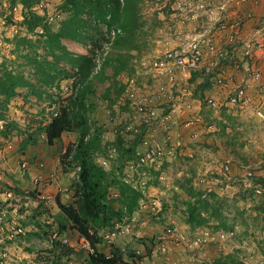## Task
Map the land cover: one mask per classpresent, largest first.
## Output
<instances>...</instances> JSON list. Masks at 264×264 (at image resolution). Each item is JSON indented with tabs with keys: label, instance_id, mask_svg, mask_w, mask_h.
<instances>
[{
	"label": "rangeland",
	"instance_id": "rangeland-1",
	"mask_svg": "<svg viewBox=\"0 0 264 264\" xmlns=\"http://www.w3.org/2000/svg\"><path fill=\"white\" fill-rule=\"evenodd\" d=\"M9 1L0 0V63L7 60L10 67L18 71L25 69L28 74L30 67L15 54L13 43L16 35L27 34L22 24L24 7L21 3L11 5ZM166 2L141 0L140 25L135 31L131 49L118 48L115 40L107 49L108 37L104 40L103 34L94 30V38L86 44L63 39L71 51L89 54L95 62L93 70L98 69L90 75L96 92L94 107H89L91 127L98 128L95 161L110 172L112 179L137 187H140L141 181H146V192H140L141 198L135 211L116 218L113 226L99 231L106 243L102 252L107 249L112 253L114 249H119L128 264H264V118L257 115V105L261 102L245 107L244 113H249V126L247 122L242 124L235 119L240 114L225 115L223 121L220 118L221 109H211L203 104L200 108L199 104H195L200 96H204L200 90V76L193 78L197 81L194 84L193 80L181 76V89L191 88L196 100L191 97V101H187L190 96L180 97L181 108L174 112L173 121L154 129L155 136L162 141L171 132L172 146L178 148L162 163L141 166L135 163L137 151L144 149L141 141L150 133L141 126L138 121L140 115L130 106L131 99L126 94L130 84L145 95L153 94L160 85L167 84L165 77L148 68L155 56L178 39L175 25L179 22L170 15ZM42 3H49L48 9L43 11L45 6L40 4L34 9L45 15L51 27L57 30L68 17V13L61 10L62 0H44ZM48 12H60L62 16L51 22ZM202 24V29L209 26L208 21ZM101 27H104L102 32L106 35L105 26ZM96 39L99 46L93 45ZM120 56H124V63L127 64L115 74L114 66L121 65ZM61 66L67 67L73 76L63 79L51 90L58 104L49 107V101L27 97V90L22 89L21 94L9 103L5 120H0V175L7 179L0 180V191L4 192L3 197L7 201V207L3 209L8 212V209L12 211L15 208L9 220L14 218L23 226H35L36 230L31 236H21L16 240L20 242L27 237L24 243H20L24 250L36 251V258L19 259L10 253L12 264H28V260L53 264L59 248H51L52 240L61 241L70 250L59 260V264H91L89 255L94 252L83 246V236L79 234L76 238L78 231L70 224L60 232L57 220L61 215L59 201L74 203L80 170L76 161L67 156V148L78 142L79 133L66 132L54 144H49L42 130V122L51 121L59 106L64 105L79 86L75 85L79 77L77 70L65 63ZM101 72V77L97 76ZM170 93L173 96L182 95V92L171 89ZM193 114L201 115L203 122L186 127L185 120ZM8 120L16 121L18 129H12L5 137L1 131ZM132 122L134 127L126 133L122 127ZM239 122L244 129L245 138L242 140L231 132V128L238 127ZM205 124H212L213 127L206 128ZM136 128L140 132H136ZM29 134H32L31 140L24 147L22 141ZM120 140L121 145L118 144ZM113 147L116 148L114 154L110 151ZM129 148L134 149L128 151ZM226 165L229 167L227 170ZM44 170L49 174L40 173ZM249 171L254 173V183L260 184L263 189L260 194L256 193L254 186L246 184L245 174ZM40 176L45 179L42 181ZM41 183L54 187V190L45 191L47 186ZM190 187L195 196L189 194ZM8 192H12V198H8ZM201 199L208 200L213 206L218 205L221 215L217 217L201 208L207 222L191 227L186 221L189 214L187 203L190 201L198 205ZM3 203L0 197L1 207ZM109 203L115 211L123 207L117 186L110 189ZM21 211L24 213L21 214ZM221 222L225 223L224 226Z\"/></svg>",
	"mask_w": 264,
	"mask_h": 264
},
{
	"label": "trees",
	"instance_id": "trees-1",
	"mask_svg": "<svg viewBox=\"0 0 264 264\" xmlns=\"http://www.w3.org/2000/svg\"><path fill=\"white\" fill-rule=\"evenodd\" d=\"M43 1H9L11 5L21 3L24 7L22 24L26 27L27 34L16 35L13 43L15 54L22 57L24 65L30 68L26 74L25 69L18 71L10 67L7 60L0 63V120H5L9 103L21 94L22 89L27 90V97L35 96L38 100L49 101V107L58 104L51 90L63 79L73 76V73L67 67L61 66V63L77 70L76 74L79 77L75 85L79 86L76 93L69 96L64 105L59 106L57 116L47 123L42 122V130L46 133L49 144H54L66 132L79 133L78 142L67 148V156H71L73 161H76L80 170L78 171L79 180L75 185L74 203L64 204L60 201L58 203L61 210L60 217H57L60 232L66 230L67 224H70L81 236L88 239L94 250L89 255L91 264H128L119 249H114L110 254H105L98 249L97 245L103 243L99 231L113 226L116 218L131 215L139 205L141 193L120 179H112L110 172L95 161L98 128L91 127L89 117V107L90 109L94 107L93 99L96 94L92 84L93 79L90 78L95 62L89 54L71 51L63 43V39L86 44L94 38V31H97V34H103L105 40L106 35L102 32L104 27H101L104 25L107 29L117 28L124 33L118 34L115 39V45L118 48L131 49L135 31L140 25L141 0H62L61 10L67 12L68 17L62 21L57 30L51 27L45 15H41L34 9ZM34 34L37 37H31ZM93 45L99 46L97 39ZM119 58L122 66H114L115 74L127 64L124 63V56ZM109 62L110 59L107 60V63ZM99 74L97 76L101 77L102 72ZM200 86L202 87L200 90L203 91L210 86V83L206 80ZM12 129H18V124L16 121L8 120L1 134L6 137ZM31 136L32 134H29L22 141V146L26 147ZM120 143L121 140L118 141L119 145ZM133 149L127 150L133 151ZM113 186H117L123 205L117 211L109 203V193ZM189 194L195 196L191 187ZM212 195L218 197V195ZM198 203L200 205L190 201L187 203L189 214L186 221L191 227L201 226L207 222L208 219L202 216L201 208H205L217 217L221 215L218 205L213 206L208 200L203 199L198 200ZM224 224L221 222V226ZM51 248H59L53 264H59L63 255L70 253L69 247L59 240H52Z\"/></svg>",
	"mask_w": 264,
	"mask_h": 264
},
{
	"label": "built area",
	"instance_id": "built-area-1",
	"mask_svg": "<svg viewBox=\"0 0 264 264\" xmlns=\"http://www.w3.org/2000/svg\"><path fill=\"white\" fill-rule=\"evenodd\" d=\"M250 4L264 6V0H167L165 5L170 15H173L174 21L179 22L175 25L177 27L175 35L178 39L173 40L174 44L171 47L155 56L148 66L149 69L155 70L157 75L165 77L167 84L160 85L153 94L145 95L140 94L133 83L134 86L130 84L126 94L131 99L130 106L140 115L138 121L140 120L141 126L150 133L141 141L144 149L137 151L135 162L137 166L162 163L178 148L176 145L172 146L171 132H168L162 141L155 136L154 129L158 125L173 121L174 112L181 108L182 97L190 96L187 101H191V97L196 100L191 88L181 89V76H185L190 81L200 76L199 84L208 80L210 86L204 91V96L197 99L201 105L217 110L224 105L245 108L251 104L252 98L248 94L249 81L257 82L263 77L264 22L255 34L245 36L246 23L254 17L253 9L249 8ZM40 5L45 6L44 11L48 9L49 3ZM48 15L49 20L53 22L61 18L62 13L48 12ZM200 21L203 23L208 21L209 26L202 29L204 24L201 25ZM121 32L117 28H106V36L109 39L106 42L107 49ZM229 65H231L230 68L246 71L247 75L243 76L240 83L236 84L233 76L229 75L227 70ZM97 71L98 69L94 72ZM192 82L194 84L197 81ZM213 87H231L225 103L208 94ZM170 89L173 92H182V95L173 96ZM164 103L167 105L162 106L161 104ZM188 106H191V103H188ZM257 115L264 118V110L258 108ZM200 122H203L201 115L193 114L187 117L185 126L194 127ZM134 125L132 122L125 124L122 128L127 133ZM205 127L212 128L213 125L205 124ZM137 128L136 132H140ZM110 151L114 154L116 148L113 147ZM41 165L43 166V163ZM225 168L227 170L228 165ZM245 175L246 184L254 186L256 193L260 194L263 189L260 185H255L254 173L249 171ZM40 178L42 181L45 179L42 176ZM126 182L130 181L126 179ZM145 184L146 181H141L140 187L130 185L145 194ZM7 196L12 198V192H8ZM5 226L9 227L7 233H5ZM27 234L26 227L14 218L8 220L7 211L0 206V264L11 263V254L7 248L8 240L16 241ZM83 238L85 239L83 246L93 251L88 239ZM63 242L68 243L66 240Z\"/></svg>",
	"mask_w": 264,
	"mask_h": 264
},
{
	"label": "crops",
	"instance_id": "crops-1",
	"mask_svg": "<svg viewBox=\"0 0 264 264\" xmlns=\"http://www.w3.org/2000/svg\"><path fill=\"white\" fill-rule=\"evenodd\" d=\"M249 8H252L253 11H254V17L250 20H248V22L246 23V26H245V30H244V34L245 36H251L253 34H255L259 28H261V25L262 23L264 22V6L263 5H255V4H250L249 5ZM68 44V43H67ZM230 67L231 65L228 66L227 70H228V73L230 76H233V79H234V82L236 84L240 83L242 80H243V76L245 77L246 74V71H240L239 69H233V70H230ZM263 67H264V64H263ZM207 88H205L202 92H204ZM231 91V87L229 88H224V87H213L209 92L208 94L210 95H213L214 97H216L217 99L221 100L223 103H225L226 101V98L228 97L229 93ZM248 94L251 96L252 98V102L251 104H258V102L262 103V104H258V108H262L264 110V69H263V77L260 81H249V86H248ZM195 104H199V107L201 108V103L197 100L195 102ZM243 109V110H242ZM245 111V108H239L238 106H222L221 107V117L220 118H224L225 115H235V114H240L238 116V118H235L237 120H239L240 122H247V125H248V116H249V113H244ZM221 119L224 121V119ZM226 121V120H225ZM227 122V121H226ZM240 122L238 123V127H232L231 128V132L233 134H236L238 135V138L239 140H242V138H245L243 137V134H244V129H242V125L240 124ZM250 125V124H249ZM248 125V126H249ZM243 143V142H242ZM247 144V142H245V145ZM40 173H43V174H49L46 172V170L44 171H41ZM3 179V180H7V179H4L3 176L0 175V180ZM41 185H46L45 183H41ZM47 187L45 188V191L49 192L51 190H54V187H51L50 185H46ZM4 195V192L3 191H0V197L3 198L4 200V203L2 204V208H5L7 207V204L5 202L6 199ZM1 206V204H0ZM15 210L12 209V211L10 209H8V220L9 218H11L12 215V212ZM24 213L23 211H21V214ZM22 216V215H20ZM30 216V215H27V217ZM29 219V218H28ZM30 225V224H29ZM25 225L26 229L28 230V234H27V237L31 236L32 232H35V226H29ZM5 233L8 232V226H5ZM79 236V233L76 232V238H78ZM26 237V238H27ZM24 237V240L26 239ZM24 240H19L20 242L24 243L25 241ZM20 242H16V241H10L8 240L7 242V248L9 249L10 253L14 256H16L17 258L19 259H23V258H36V251L34 252L32 249H26L24 250V247L21 245ZM115 246H118V244L114 243ZM106 245L105 242L103 243H100L98 244V249L100 251H102V247H104ZM105 254H110L111 252H107V249L104 250ZM30 261H33V260H28L26 261L28 264L30 263ZM39 260H36V261H33V264H38ZM9 264H12V262ZM16 264V263H15Z\"/></svg>",
	"mask_w": 264,
	"mask_h": 264
}]
</instances>
